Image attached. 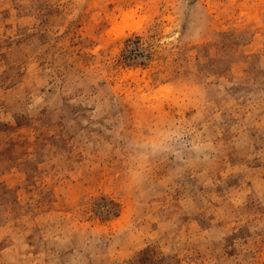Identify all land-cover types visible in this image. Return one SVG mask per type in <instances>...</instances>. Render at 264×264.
Instances as JSON below:
<instances>
[{
    "label": "rangeland",
    "instance_id": "obj_1",
    "mask_svg": "<svg viewBox=\"0 0 264 264\" xmlns=\"http://www.w3.org/2000/svg\"><path fill=\"white\" fill-rule=\"evenodd\" d=\"M0 264H264V0H0Z\"/></svg>",
    "mask_w": 264,
    "mask_h": 264
},
{
    "label": "clouds",
    "instance_id": "obj_2",
    "mask_svg": "<svg viewBox=\"0 0 264 264\" xmlns=\"http://www.w3.org/2000/svg\"><path fill=\"white\" fill-rule=\"evenodd\" d=\"M151 147L155 148V147H156V145H154V144H153V145H151Z\"/></svg>",
    "mask_w": 264,
    "mask_h": 264
}]
</instances>
